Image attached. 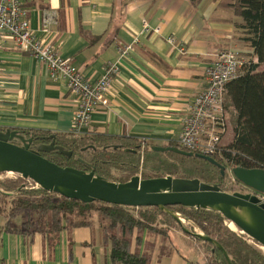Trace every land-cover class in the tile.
Wrapping results in <instances>:
<instances>
[{
  "label": "crops",
  "instance_id": "crops-1",
  "mask_svg": "<svg viewBox=\"0 0 264 264\" xmlns=\"http://www.w3.org/2000/svg\"><path fill=\"white\" fill-rule=\"evenodd\" d=\"M19 1L36 31L42 14L55 12L50 32L37 35L70 59L90 82L102 76L108 63L118 61L106 105L93 112L87 133L108 144L141 141L144 150L143 141L153 146L176 141L188 106L205 88L204 73L216 54L227 49L240 56L251 54L236 25L240 19L219 0ZM144 23L148 32H143ZM168 36L182 42V52L167 41ZM123 45L132 50L120 56L118 48ZM74 107L72 94L62 81L49 77L45 63L18 50L12 39L4 41L0 128L69 133ZM88 220L50 236L14 231L19 229V218L3 228L1 219L0 264H118L111 260L112 242L98 216L94 213ZM110 234L122 236L117 227ZM125 237L128 251L144 257L145 264H205L197 240L182 229L170 231L168 241L153 239L146 228H134Z\"/></svg>",
  "mask_w": 264,
  "mask_h": 264
},
{
  "label": "trees",
  "instance_id": "trees-1",
  "mask_svg": "<svg viewBox=\"0 0 264 264\" xmlns=\"http://www.w3.org/2000/svg\"><path fill=\"white\" fill-rule=\"evenodd\" d=\"M219 4L230 9L233 15L240 19L236 25L243 30L242 40L251 48L253 59L251 58L244 68L239 69L238 75L225 85L222 97L223 109L225 111L227 100L229 106H232L235 111L233 139L226 145L221 144L218 156L212 157L230 168L241 166L264 169V0H219ZM260 66L262 69L258 70ZM18 130L26 137L33 139L31 148L51 141L43 139L49 136L46 132ZM55 136V144L71 151L72 155L66 157L56 151L42 152L41 155L59 166H71L85 171L94 170L97 175L119 182H125L138 174L143 179L167 175L198 178L206 183L217 184L224 190L220 185L224 175H221L218 167L202 158L152 151L151 146L153 145L144 141L143 143L147 145L146 150L140 155L139 153H142L141 141L139 144L121 142L124 143L122 146L115 142L108 144L98 135L69 132ZM89 145L95 146L96 149L88 148L81 151V148ZM112 145H121V148L115 150ZM167 146L178 147V144L172 141ZM126 148L136 150L137 161L134 157L133 159L128 158V155L131 156L132 153L126 152ZM168 155L182 160L195 157V159L198 158L197 161L205 162L206 167L194 165L193 168L198 170L199 175L188 177L181 174L180 170H172L171 165L176 162ZM111 166L123 173H128L129 177L125 180L112 179L108 173ZM20 179L21 182L25 180L22 177ZM16 183V180L0 181V198L10 200L11 204L9 209L0 206V218L5 219L3 228L10 226L11 219L21 217L19 229H13L14 231L55 236L68 226L67 221H70L69 226L86 225L89 217L95 213L105 234L112 242L111 260L118 264H145L144 257L128 251V239L125 235L134 228H154V223L161 219L165 223L166 221L176 222L170 214L156 207H123L99 201L82 203L47 192L36 187L33 182L29 188H22ZM238 183L241 184L239 181ZM169 209L179 212L186 220L201 228L206 235L215 239L223 247L228 258H225L218 248L213 247V251L210 250L213 262H215L213 264H264V251L258 247L259 245L247 242L245 235L230 230L224 224L226 220L220 213L183 206H172ZM23 212L35 215V225H32L33 221L27 220V216H21ZM104 221L107 223L109 232L105 230ZM115 227L119 228L122 233L121 237L117 234H110Z\"/></svg>",
  "mask_w": 264,
  "mask_h": 264
},
{
  "label": "water",
  "instance_id": "water-1",
  "mask_svg": "<svg viewBox=\"0 0 264 264\" xmlns=\"http://www.w3.org/2000/svg\"><path fill=\"white\" fill-rule=\"evenodd\" d=\"M55 138L54 134H50L43 138L51 140L50 142L40 143L31 148L33 139L26 137L18 129L0 130V173L19 175L47 192L82 203L99 201L123 207H156L170 214L180 225L181 219L186 218L169 207L183 206L216 211L264 251V201L257 195L264 194V169L241 166L230 168L233 177L252 190L248 193L242 191L228 193L217 184L206 183L198 178L170 175L146 179L134 175L125 182L112 181L95 174L94 170L85 171L71 166H59L43 157L42 152L51 151L66 157L72 155L71 151L55 144ZM88 148L96 149L95 146L89 145L81 148V151ZM112 148L116 150L121 148V145H112ZM151 150L172 151L202 158L218 167L221 175H224L227 169L211 156L187 152L176 146H151ZM125 151L136 152L129 148ZM182 230L196 239L210 243L228 258L223 247L215 239L185 227H182Z\"/></svg>",
  "mask_w": 264,
  "mask_h": 264
},
{
  "label": "built area",
  "instance_id": "built-area-1",
  "mask_svg": "<svg viewBox=\"0 0 264 264\" xmlns=\"http://www.w3.org/2000/svg\"><path fill=\"white\" fill-rule=\"evenodd\" d=\"M55 23V12L43 13L39 28L37 31L33 30L27 10L19 0H0V47L10 38L18 50L26 51L37 61L47 65L49 77L62 81L74 98L71 132L84 135L89 133L93 112L99 106L106 105V97L112 80L119 71V63H108L102 76L97 81L90 82L70 59L62 58L53 44L37 35V32L47 35ZM142 29L143 32H148L150 27L144 23ZM166 39L179 51H183L182 42L174 36ZM131 50V45L118 48L120 56L127 55ZM242 61L235 50H222L216 54L213 63L204 73L205 88L193 98L181 121V130L176 139L179 148L211 157L218 156L226 131L222 104L225 85L238 75ZM257 195L264 201V194ZM183 221L185 220L181 219Z\"/></svg>",
  "mask_w": 264,
  "mask_h": 264
},
{
  "label": "rangeland",
  "instance_id": "rangeland-1",
  "mask_svg": "<svg viewBox=\"0 0 264 264\" xmlns=\"http://www.w3.org/2000/svg\"><path fill=\"white\" fill-rule=\"evenodd\" d=\"M237 52V51H236ZM239 55L240 53L237 52ZM242 58V62L243 65L241 66L240 69H242V67L244 68L245 65H247V62H249L251 60V54L249 53H244L240 56ZM262 67L260 66L258 68V70H261ZM229 102L226 100L225 101V111H224V117H225V124H226V131L222 137L221 140V144L222 145H226L228 143V141H231L233 139V128H234V122H235V117L233 115L232 109L229 106ZM146 149L142 150V153L140 152L139 154L142 155L144 154ZM157 152V151H156ZM172 151H166V152H160L163 154H169ZM130 153V152H129ZM175 152H172L171 154H174ZM123 154V153H122ZM137 154L132 153V155H128V158L135 159V161H137L138 155ZM170 157H172L176 163L172 164V170H180L181 174H185L188 177L191 176H195V175H199V173L197 172L198 170L193 168L194 165L196 166H201V167H206L205 162L203 161H197V159H195V157L192 159H179V158H174V156L168 155ZM141 159V158H140ZM215 159V158H214ZM142 171V170H141ZM109 175L112 179H120V180H125L129 177L128 173H123V171L111 166L109 168ZM139 175V174H138ZM199 177V176H198ZM21 176L19 177V175L13 174V173H0V181L2 180H16L18 185H21L20 187L22 188H29L31 186V180H23L21 182ZM109 179V178H108ZM221 187H223L224 191L228 192V193H233L235 191H240V184L238 183L237 180H235V178L233 177V175L231 174L230 171V166H227L226 172L224 174V177L222 179V181L220 182ZM36 186V185H35ZM0 206L2 208H6L9 209L11 204H10V200H4L3 198H0ZM95 212V211H94ZM179 213V212H178ZM21 216H27V220L32 222V225H35L36 221H35V215L33 213L29 214H23ZM32 216L34 218H32ZM21 219V217H19ZM26 217H24L25 219ZM30 218L32 220H30ZM161 219V218H160ZM1 220V218H0ZM13 220V219H11ZM67 224L69 226L70 221H67ZM103 224L105 225V230L107 229V223L106 221L103 222ZM224 224L231 230L229 224H231L230 222L228 223V221H224ZM196 225H194L193 223H191L190 221H183L181 222V225L177 224L176 222H171V221H166V223L164 221L158 220L156 223H154V228L149 227L147 229L148 234H150L152 236V238H157V241H168L169 239V233L170 231H176V232H181L182 227H185L193 232H197V233H202L205 234L201 228H199L198 226L194 227ZM234 232H236L237 234H242L240 233V231L238 229L233 230ZM107 232H109V229H107ZM194 238V237H193ZM245 240H247V242L249 243H254L251 239H249L248 237H244ZM196 239V238H195ZM197 240V244H198V250L201 254V258L203 259V262L205 264H213L215 262H213V256L210 253V250L213 251V246L207 242H204L201 239H196ZM260 248V246H258ZM212 248V249H211ZM262 250V248H260Z\"/></svg>",
  "mask_w": 264,
  "mask_h": 264
},
{
  "label": "flooded vegetation",
  "instance_id": "flooded-vegetation-1",
  "mask_svg": "<svg viewBox=\"0 0 264 264\" xmlns=\"http://www.w3.org/2000/svg\"><path fill=\"white\" fill-rule=\"evenodd\" d=\"M224 174H225V173H224ZM240 191L248 193V192H250V191H252V190L249 189V188H247V187H245V186H243L242 184H240ZM257 194H258V193H257Z\"/></svg>",
  "mask_w": 264,
  "mask_h": 264
},
{
  "label": "bare ground",
  "instance_id": "bare-ground-1",
  "mask_svg": "<svg viewBox=\"0 0 264 264\" xmlns=\"http://www.w3.org/2000/svg\"><path fill=\"white\" fill-rule=\"evenodd\" d=\"M230 223H231V222H230ZM229 226H230L231 230H236V229H237L232 223L229 224Z\"/></svg>",
  "mask_w": 264,
  "mask_h": 264
}]
</instances>
